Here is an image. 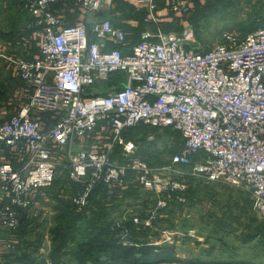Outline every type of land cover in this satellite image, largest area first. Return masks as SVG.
Wrapping results in <instances>:
<instances>
[{
	"label": "built area",
	"instance_id": "obj_1",
	"mask_svg": "<svg viewBox=\"0 0 264 264\" xmlns=\"http://www.w3.org/2000/svg\"><path fill=\"white\" fill-rule=\"evenodd\" d=\"M59 1L19 0L17 7L31 16L26 27L37 35L39 54H1L27 98L0 122V142L16 163L0 162V225H20L22 212L36 207L38 193L52 184L63 161L80 185L71 197L79 210L98 182L160 192L155 208H163L182 200L187 182L180 168H186L246 188L264 218V27L207 49L196 45L190 26L169 34L144 29L124 49L127 32L109 17L67 24L54 9ZM163 1L183 18L195 8V0ZM73 2L97 13L114 0ZM136 2L137 10L148 12L145 22H158V0ZM141 124L180 132L182 145L169 164L153 167L131 157L134 143L121 138L123 162L110 151L81 145L104 130L119 136ZM143 223L149 225L148 219Z\"/></svg>",
	"mask_w": 264,
	"mask_h": 264
},
{
	"label": "rangeland",
	"instance_id": "obj_2",
	"mask_svg": "<svg viewBox=\"0 0 264 264\" xmlns=\"http://www.w3.org/2000/svg\"><path fill=\"white\" fill-rule=\"evenodd\" d=\"M206 1L211 4L198 17L196 24L190 19L193 11L187 17L179 16V21L173 24V27H181V31L190 26L195 43L201 48L207 49L216 43H227L231 40L230 37L239 42L264 24V0H221L220 6L213 4L215 0H200L201 5ZM15 2L16 0H0V41L13 40L12 36L8 37L9 34H16L15 39L28 22L29 14L15 8ZM113 13L118 14L116 11ZM164 16L169 19L173 17L168 13ZM149 25L155 28L153 24ZM12 30L15 32H10ZM164 33L169 34L171 31ZM7 52L9 53L6 54L27 55L17 53L11 48H8ZM99 86L107 88L106 83ZM23 96L26 100L25 90ZM126 138L122 134L118 136L110 130H104L99 136L91 138L87 146L86 141L81 145L94 150L110 151L113 158L121 162L125 155L118 139L123 142L132 141L135 149L131 157L140 158L154 167L169 164L171 156L181 143L180 132L171 127H139L131 131L130 135L126 134ZM180 169L184 171L182 178L187 182L186 190L181 193L182 200H174L176 204L172 203L170 208L163 212L165 217L156 219L155 227L160 233L154 237L150 232L148 237L157 245H172L173 251L181 260L155 264H195L189 259H201L202 264H264V218L254 209L250 192L231 183L229 179L210 181L191 175L190 170L186 168ZM55 180L52 186L41 191L40 198H36L39 204L26 212L28 216L37 218L36 222H28L26 230L8 236L10 241L0 239V264H11L10 261L6 262L10 259L3 254L15 250L19 251L18 253L37 250L38 253L49 257L52 252L51 234L60 221L53 215V207L59 205L58 198L69 202L76 191L67 180L66 161L58 165ZM140 189L136 198L129 197L121 204L120 210L124 211L123 214L141 213L147 201H154L161 194L150 189ZM90 204L88 195L86 206ZM73 206L76 212L86 207L79 210L76 205ZM157 210L154 208L151 216H155ZM116 212L117 210H114L112 213L115 217L118 216ZM144 219H148L150 224V217ZM139 221L134 220L136 224L140 223ZM6 245L8 250L2 253V247Z\"/></svg>",
	"mask_w": 264,
	"mask_h": 264
},
{
	"label": "trees",
	"instance_id": "obj_3",
	"mask_svg": "<svg viewBox=\"0 0 264 264\" xmlns=\"http://www.w3.org/2000/svg\"><path fill=\"white\" fill-rule=\"evenodd\" d=\"M18 1L19 0H16L14 7L20 9L17 7ZM220 1L221 0H215L213 4L220 6L222 4ZM194 2V13L192 12V18L190 19L196 24L198 17H200L202 12H204L211 3L210 1L209 3L206 1L204 5H201L200 0H195ZM158 5L160 8L164 5V1L158 0ZM111 11H120L122 13L121 15L127 19L138 20V25L128 27V29L134 31L136 35L129 32L127 34L126 43L120 46L127 49L131 44L139 41L138 33L140 34V30L144 28V25L148 24L143 20L146 15V10H137L133 6L118 4L117 2L116 7L111 9ZM168 14H172L173 17L169 21L160 22L159 25L162 30L169 32L171 30L180 29L179 31H181V27H173L175 26L173 24H175L177 20L179 21V15L173 14L172 12H168ZM30 20L31 16L29 15L28 22ZM261 27H264V24ZM261 27H258L257 29ZM32 31L33 29H29L25 25L15 39H19L23 36L29 37L31 36ZM10 32L15 31L12 30ZM15 35L13 36V34H9L8 37L12 36L11 39L14 40ZM22 84L24 85V83ZM139 127L148 128L150 126L142 124L137 125L125 129L121 134L127 139L126 134L130 135L131 131L133 132ZM181 145L182 138L181 143L177 148L178 150ZM56 174L53 182L56 181ZM66 176L67 180L72 184V188L77 191L80 188V185L70 179L67 168ZM128 177H131L130 173L126 176L127 179ZM53 182L50 186L53 185ZM46 188H43L42 190ZM140 188L143 187L136 183H123L120 185L115 184L107 186L98 182L94 184L90 190L89 199L91 204L79 212L75 211L71 200L67 202L62 198H58L59 205L53 207V215L60 221L51 234L52 252L49 257L47 258L43 254L38 253L37 250L31 251V253H18L19 251L15 250L12 253L4 252L5 254L3 255L10 259H7L6 262L10 261L11 264H155L163 261L181 260V257L173 251L174 247L172 245H157V243H154V241L148 237L150 232H152L151 235L154 237L160 233L158 228L155 227L157 224L156 219L165 217L163 212L167 211L172 203L176 204L174 200L173 202H169L167 207L158 209L155 216H151L150 213L156 206V199L154 201H147L145 203L146 205L143 206L141 213L123 214L124 211L120 210L121 204L127 201L129 197H137L138 192L141 190ZM39 195L41 196L42 194L39 193L37 198H40ZM37 209L39 208H36V210ZM114 210H117V218L112 215ZM26 212L27 211L22 212L20 225L15 230L8 228V236L14 235L21 230H26V225L29 226L28 222H36L37 218L28 216ZM135 217L140 220V223L136 224L134 222ZM146 217H150L151 219L149 225L143 223V218ZM37 248H39L38 244ZM189 260L195 264H202L201 259Z\"/></svg>",
	"mask_w": 264,
	"mask_h": 264
},
{
	"label": "crops",
	"instance_id": "obj_4",
	"mask_svg": "<svg viewBox=\"0 0 264 264\" xmlns=\"http://www.w3.org/2000/svg\"><path fill=\"white\" fill-rule=\"evenodd\" d=\"M117 2L118 4H123V5L125 4L127 6H133V7H135L137 3L136 0H119V1L116 0L113 2L112 6L106 11H100L97 13H88V12H84L82 9L77 7L74 4L73 0H60L54 5V9L63 16L64 21L67 24L77 22V21L89 22L94 19H98L102 17H109L112 20L114 25L122 27L127 32V34L129 32H132L133 35H136V33L128 29V27L138 25L139 24L138 20L127 19L121 15L122 13L120 11H116L118 12V14L113 13V11H111V9H114L116 7ZM141 9L145 10L144 7ZM168 12L169 11L166 9V4H164L156 12L158 22L148 23L147 25H144V28H142L140 31L144 29H149L155 32L157 28H160L162 30V28L159 25L160 22L171 20L169 18H166V16H164ZM146 14H148L147 11H146ZM149 24H153L155 28H151L152 26ZM171 32H175V31L171 30ZM34 36H35L34 34H31V36L29 37L23 36L19 39L0 41V122L1 120L4 121L8 119L9 116L13 114L26 101L25 97L24 96L22 97L23 90L26 91L24 85L22 84L20 80L12 76L8 63L6 59L2 57L1 54L9 53L7 52V49L11 48L17 53L19 52L26 53L27 55L25 57H28V58L38 56L39 44L37 41V37H34ZM110 46H118V43H110ZM3 161H11L13 162V164L16 165L14 161V155L10 151L9 147L3 142H0V162H3ZM39 193L42 194L41 191ZM2 202H3V197L1 194V190H0V205ZM38 204H37V199H36L35 206H37ZM8 231L9 230L7 227L0 225V234H1L0 239H3L5 241L6 239L8 240V235H7ZM6 248L7 246L2 247L3 250L1 252L4 253L5 251H7L8 249Z\"/></svg>",
	"mask_w": 264,
	"mask_h": 264
}]
</instances>
